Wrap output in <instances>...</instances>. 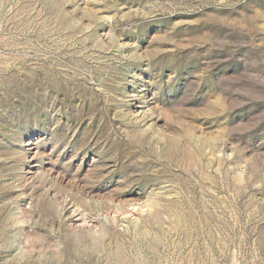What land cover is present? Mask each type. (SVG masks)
Returning <instances> with one entry per match:
<instances>
[{
	"label": "rangeland",
	"instance_id": "1",
	"mask_svg": "<svg viewBox=\"0 0 264 264\" xmlns=\"http://www.w3.org/2000/svg\"><path fill=\"white\" fill-rule=\"evenodd\" d=\"M0 264H264V0H0Z\"/></svg>",
	"mask_w": 264,
	"mask_h": 264
}]
</instances>
